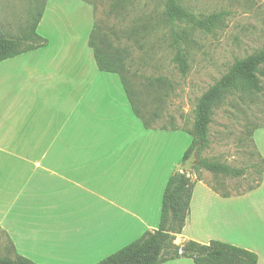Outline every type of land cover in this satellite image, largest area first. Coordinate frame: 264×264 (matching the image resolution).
Masks as SVG:
<instances>
[{
	"label": "crops",
	"instance_id": "0c3cea01",
	"mask_svg": "<svg viewBox=\"0 0 264 264\" xmlns=\"http://www.w3.org/2000/svg\"><path fill=\"white\" fill-rule=\"evenodd\" d=\"M74 1L79 21L44 32L58 13L49 0L38 26L48 44L0 63V233L37 264H97L157 230L168 180L191 144L144 127L119 75L97 66L94 9ZM199 186L234 200L195 183L181 246L212 241L187 235ZM247 250L264 264V253Z\"/></svg>",
	"mask_w": 264,
	"mask_h": 264
},
{
	"label": "rangeland",
	"instance_id": "374dc122",
	"mask_svg": "<svg viewBox=\"0 0 264 264\" xmlns=\"http://www.w3.org/2000/svg\"><path fill=\"white\" fill-rule=\"evenodd\" d=\"M48 1L0 0V29L18 35L19 28L32 21ZM80 1L95 8V21L109 45L127 51V75L138 93V107L156 129H177L176 147L184 141L192 143V137L183 132L192 127L199 98L238 60L264 46V0H183L184 8L200 20L224 14L210 32L172 24L165 17V0H125L119 7L113 0ZM53 6L58 13L47 19L42 30L50 29L44 32L54 34L56 24L79 21L74 0H54ZM262 72L264 89V66ZM262 128L264 91L244 99L230 96L215 111L210 145L198 158L245 169V175L232 178L204 169L188 171L195 183L202 181L221 197L234 200L207 195L199 186V203L194 206L187 235H197L205 243L211 239L252 247L263 256L264 180L249 191L263 179ZM8 248V240L0 233V257L10 253Z\"/></svg>",
	"mask_w": 264,
	"mask_h": 264
},
{
	"label": "trees",
	"instance_id": "16d2710c",
	"mask_svg": "<svg viewBox=\"0 0 264 264\" xmlns=\"http://www.w3.org/2000/svg\"><path fill=\"white\" fill-rule=\"evenodd\" d=\"M113 1L114 5L119 7L124 4L125 0ZM182 1L165 0V17L172 24L192 25L210 32L222 22L224 14H215L205 20H200L184 8ZM46 5L45 2L41 11L32 16V21H29L25 27L19 28L18 35L6 33L0 29V63L48 44V41L38 33V26ZM93 9L95 16V8ZM89 46L94 52L101 72L119 75L134 113L142 121L144 127L156 129L151 125L150 118L138 107V93L127 75V51L109 45L107 35L103 33L102 27L96 21L90 35ZM263 66L264 46L259 51L238 60L227 74L223 75L199 98L194 111L192 127L184 129V132L192 137V143L184 160L189 158L195 147H199L198 157L203 150L209 147L210 126L215 111L225 103L228 97L239 95L241 99H244L258 96L264 91L260 80V76L263 75ZM154 116L158 117L156 113ZM257 129L259 128H255L254 131ZM200 169L232 178L245 175V169L232 168L208 159H199L195 172ZM261 174L263 175V172ZM261 182L262 178L258 185L249 191L258 188ZM194 188L195 182L190 172L184 170L175 172L168 180L164 192L159 228L145 232L142 237L97 264H164L181 257L191 259L195 264H258L259 257L256 253L222 241L212 240L208 244L189 241L183 246L176 243L178 235L183 234L190 216ZM182 247H184L183 252H181ZM8 249L10 253L0 257V264H37L17 254L11 241Z\"/></svg>",
	"mask_w": 264,
	"mask_h": 264
},
{
	"label": "water",
	"instance_id": "95a60500",
	"mask_svg": "<svg viewBox=\"0 0 264 264\" xmlns=\"http://www.w3.org/2000/svg\"><path fill=\"white\" fill-rule=\"evenodd\" d=\"M198 150L199 147H195L189 156L182 165V169L184 171H194L195 168L198 166L199 158H198ZM184 251V247L181 248V252Z\"/></svg>",
	"mask_w": 264,
	"mask_h": 264
}]
</instances>
